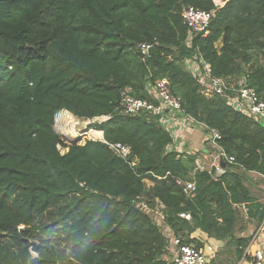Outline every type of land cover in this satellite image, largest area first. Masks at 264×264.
<instances>
[{
	"label": "trees",
	"instance_id": "trees-1",
	"mask_svg": "<svg viewBox=\"0 0 264 264\" xmlns=\"http://www.w3.org/2000/svg\"><path fill=\"white\" fill-rule=\"evenodd\" d=\"M222 1L0 0V264H168L172 238L202 244L195 229L244 254L239 209L260 221L264 202L241 171L264 175V126L227 92L205 96L189 64L208 63L226 84L243 79L264 100V0ZM188 5L212 12L205 35L184 23ZM141 42L153 43L148 55ZM161 78L188 116L220 133L214 142L234 163L219 176L195 169L197 153L169 149L160 115L122 112V89L158 103L148 86ZM61 110L103 117L90 124L103 140L64 143L54 128ZM139 199L160 201L163 218Z\"/></svg>",
	"mask_w": 264,
	"mask_h": 264
},
{
	"label": "built area",
	"instance_id": "built-area-1",
	"mask_svg": "<svg viewBox=\"0 0 264 264\" xmlns=\"http://www.w3.org/2000/svg\"><path fill=\"white\" fill-rule=\"evenodd\" d=\"M214 4L221 6L222 0H213ZM212 12L204 9H199L194 6L188 5L182 10V18L184 23L188 26L192 33H203L205 35L208 30V24L210 22ZM153 43L141 42L136 45V50L143 55H148ZM195 66V62H190V69L197 76L198 82L201 84V92L205 96H212L214 94L225 95L229 103L238 111L245 115L252 116L264 126V100L259 97L254 88L245 84L241 79L237 83V87L233 84H226L222 78L211 75L210 65L203 61ZM193 64V66H192ZM148 90L151 94L156 96L158 103L138 97L132 94L128 89H122L120 92L119 106L122 108V112L128 114H137L142 111H147L152 114L160 115V122L166 123V120L172 118L176 121L178 118L183 117L182 122L190 124L189 121L194 119L188 116L181 108L179 97L172 94L169 82L167 78H161L155 81L153 85L148 86ZM180 122V121H178ZM177 123V122H176ZM207 136L214 142L220 138V133L216 129H207ZM109 147L118 153L120 156L126 158L130 150L127 146L120 143H109ZM212 162L210 168L207 169L204 166L203 161L195 159V169L213 171L214 176H219L225 169V162L234 163V157L225 154V152L218 148V152L211 156ZM264 159V156H263ZM175 182L178 185L183 186L184 191L189 192L194 189V181H182L179 178H175ZM135 206L146 214L154 213L158 218H163L164 205L156 200L150 205L145 199H139L135 202ZM182 217L189 218V214L181 213ZM264 231V225H261L252 235L251 243L246 247V255H250L249 264H264V245H257L253 249L251 245L259 239L260 231ZM197 243L182 244L178 238H172V248L174 250L173 264H212V261L216 257L217 245L216 242L208 237L206 234L204 237L197 238Z\"/></svg>",
	"mask_w": 264,
	"mask_h": 264
},
{
	"label": "rangeland",
	"instance_id": "rangeland-1",
	"mask_svg": "<svg viewBox=\"0 0 264 264\" xmlns=\"http://www.w3.org/2000/svg\"><path fill=\"white\" fill-rule=\"evenodd\" d=\"M199 64L200 63L198 61H195L194 65L198 66ZM192 66H193V64H192ZM230 83L237 87L238 81L235 80V81H231ZM62 113H63V111H59L56 114L55 122H54V128L59 133V135L61 136L64 143H66V144H73V143L83 144L85 142V140H87V139H97L98 134L93 131L94 130L93 128H90V124L93 123L95 120H101L103 117H95L93 119H82V118H78V117L76 118V116H74V122L73 123H65L66 121L63 119L64 117H63ZM175 126H176V129L178 132L182 131L183 128L181 125H175ZM171 130H173V128H171ZM185 131H186V129L184 128L183 132H185ZM205 132H207V130H205ZM66 133H67V135H66ZM181 137L182 136L178 137L179 141L182 140ZM100 140H103V136H102V139H100ZM203 144H205L206 148L215 149V148H212L213 144H206V141H204ZM58 148L60 149L61 153L65 152L67 149V148H61L59 145H58ZM194 153L199 154L200 152L198 153V151L195 150ZM202 161L204 163V166L207 169H209L211 162H212V159H210L208 161L207 159L204 158V160H202ZM241 172H242L241 175L243 177L244 183L249 188L251 195L255 199H260L258 201L264 202V175L261 173H258V172H254V171L242 170ZM146 183H148L147 180H146ZM189 218H187V219H189ZM256 226H258V221H257L256 217H254V216L251 217L248 213H244V209L241 207L239 209V214H238V217H237V220L235 223V233L234 234L235 235L248 236L251 238L252 235L254 234ZM161 227L163 230H165L163 224H161ZM214 238H213V240H214ZM220 241L223 244L220 243V246H218V248H217L218 249L217 253H219V258H221V257L224 258L225 255L232 254L233 245H225V242L223 240H220ZM60 248L66 249L65 244L64 243L61 244ZM223 258H222V261H223ZM224 259H226V258H224ZM236 260H238V259H236Z\"/></svg>",
	"mask_w": 264,
	"mask_h": 264
},
{
	"label": "crops",
	"instance_id": "crops-1",
	"mask_svg": "<svg viewBox=\"0 0 264 264\" xmlns=\"http://www.w3.org/2000/svg\"><path fill=\"white\" fill-rule=\"evenodd\" d=\"M61 111H63V110H61ZM183 120L186 121L188 119H186V118L183 119V117H180V118H178V120L175 121L172 118L171 120H166L167 122L162 124L164 126V128H166L172 134V136L174 138V142L172 145L169 146V149L173 148L177 151L178 150L179 151H185L187 153H194V151L197 150L198 153L199 152L200 153L197 154L195 159H198L200 161L204 160V158L207 159L208 161L210 159H212L211 156L213 154H215L216 152H218L219 147L211 139H206L208 137L207 132H205L206 127L203 124H201L195 120L189 121L190 124H186V123L182 122ZM178 121H180V122H178ZM175 125H181L183 128L182 131L178 132ZM171 128H173V130H171ZM184 128L186 129L185 132H183ZM98 131L102 134V131H100V130H98ZM98 136H101V137H97V139H102L103 134L98 135ZM179 136H182L181 141L178 140ZM204 141H206V144H213L212 148H215V149L206 148L205 144H203ZM256 200H260V199H256ZM242 206L244 209V213H248L247 207L245 205H242ZM257 221H258V226L255 227V231L261 225H264V217L260 221L259 220H257ZM205 235H206V233H204L200 229H196L195 231H193L191 233L190 236L192 238L197 239V238L204 237ZM208 237H210L211 239L214 238V237L212 238V236H210V235H208ZM251 239H252V237L249 239L248 244L251 243ZM214 241L216 242L217 247L220 246V243L223 244L219 239L214 238ZM257 245H260V246L264 245V231H262V230L260 231L259 239H257L255 241V243H253L251 245V248L253 249ZM245 253H246V248L244 250V254L238 260H236L234 255H232V254L225 255L224 258H226V259L223 261V263H225V262L231 263L232 262L233 264H249L251 256L249 254L246 255ZM173 257H174V250L172 248V244H170L168 251H166V254H164V258L167 259L168 264H172ZM215 262H216L215 264H221V263H218L217 260ZM221 262H222V260H221Z\"/></svg>",
	"mask_w": 264,
	"mask_h": 264
},
{
	"label": "bare ground",
	"instance_id": "bare-ground-1",
	"mask_svg": "<svg viewBox=\"0 0 264 264\" xmlns=\"http://www.w3.org/2000/svg\"><path fill=\"white\" fill-rule=\"evenodd\" d=\"M62 115H63V119L66 121L65 123H73L74 122V115L72 114V113H70V112H68V111H66V110H63V113H62ZM77 118V117H76ZM62 119V120H63ZM61 120V121H62ZM63 123V122H62ZM68 126V125H67ZM69 127V126H68ZM69 131V130H68ZM72 131V130H71ZM95 133H97L98 135H102L98 130L96 131V130H93ZM91 132V131H90ZM66 135H67V133H66ZM65 135V136H66ZM70 136V135H69ZM98 137H100V136H98ZM71 138V137H70Z\"/></svg>",
	"mask_w": 264,
	"mask_h": 264
}]
</instances>
